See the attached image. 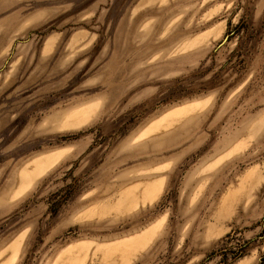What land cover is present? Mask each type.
<instances>
[{
	"label": "rangeland",
	"instance_id": "rangeland-1",
	"mask_svg": "<svg viewBox=\"0 0 264 264\" xmlns=\"http://www.w3.org/2000/svg\"><path fill=\"white\" fill-rule=\"evenodd\" d=\"M125 242L264 264V0H0V264Z\"/></svg>",
	"mask_w": 264,
	"mask_h": 264
},
{
	"label": "bare ground",
	"instance_id": "bare-ground-1",
	"mask_svg": "<svg viewBox=\"0 0 264 264\" xmlns=\"http://www.w3.org/2000/svg\"><path fill=\"white\" fill-rule=\"evenodd\" d=\"M61 124L63 126L68 125V121L64 120L61 121ZM166 124H163L161 127L165 126ZM159 126V125H158ZM155 128H160V127H155ZM48 166H50V163L48 162ZM47 164L42 162L38 163L34 166H24L19 169L17 172V184L15 189L19 190L20 192L24 190L23 188L28 187L33 179L43 173L45 170H47ZM14 189V190H15ZM124 245H115V246H110L108 248H105L104 250H101V259L105 260V263H111V264H119L120 262H123L125 258H127L129 255L131 256L134 251L133 249L135 248L134 243H127Z\"/></svg>",
	"mask_w": 264,
	"mask_h": 264
}]
</instances>
